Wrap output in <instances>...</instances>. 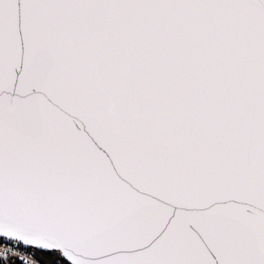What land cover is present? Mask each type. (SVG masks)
<instances>
[{"label":"snow or ice","instance_id":"1","mask_svg":"<svg viewBox=\"0 0 264 264\" xmlns=\"http://www.w3.org/2000/svg\"><path fill=\"white\" fill-rule=\"evenodd\" d=\"M0 264H264V0H0Z\"/></svg>","mask_w":264,"mask_h":264}]
</instances>
